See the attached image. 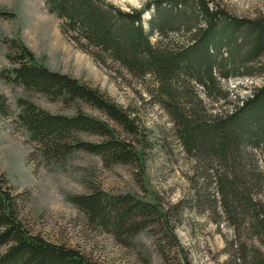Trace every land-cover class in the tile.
<instances>
[{
  "label": "rangeland",
  "instance_id": "rangeland-1",
  "mask_svg": "<svg viewBox=\"0 0 264 264\" xmlns=\"http://www.w3.org/2000/svg\"><path fill=\"white\" fill-rule=\"evenodd\" d=\"M107 1L122 10L142 9L143 29L149 32L150 44L156 49L177 50L189 44V33L184 30L192 20L183 24L167 20L164 32L151 30L153 18L170 12L168 4L160 0ZM207 2L209 8L222 12L218 18L264 16V0ZM187 10L194 22H203L197 6L190 3ZM61 23L48 11L44 0H0V94L5 95L10 108L7 116H0V174L15 191L28 192L26 207L17 208L27 226L100 264H264V238L252 217L264 210V145L241 143L236 146L242 151L241 158L233 162L221 161L211 152H190L180 124L165 107L172 103L181 107L192 101L198 114L204 115L202 106L211 114L228 110L236 103V96L248 95L253 86L264 83V76L216 78L229 93L224 103L215 92L208 95L201 85L175 73L170 83L182 84L183 90L168 98L153 74L134 75L106 53L92 48L105 59L101 64L68 38ZM12 40L23 43L48 69L66 73L104 94L124 111L131 131L85 101L65 104L10 81L16 64L6 54L20 51ZM260 61L264 64V55ZM19 98L29 99L52 113L72 115L79 109L104 120L116 136L133 145L138 156L132 162L113 163L98 154L75 150L64 158L48 161L16 121ZM77 135L90 142L104 139L89 132ZM244 168L251 175L243 176ZM230 169L248 181L250 191L243 194L252 197L256 211L245 197H240V207L235 206L233 211L222 206L218 183L223 172ZM96 190L107 197L131 195L139 202L155 204L160 213L139 217H146L148 224L137 232H127L125 226L138 218L122 220L118 228L99 224L69 199Z\"/></svg>",
  "mask_w": 264,
  "mask_h": 264
},
{
  "label": "trees",
  "instance_id": "trees-1",
  "mask_svg": "<svg viewBox=\"0 0 264 264\" xmlns=\"http://www.w3.org/2000/svg\"><path fill=\"white\" fill-rule=\"evenodd\" d=\"M44 1L48 11L62 21L61 30L80 48L92 53L96 61L104 64L105 59L92 48L106 53L134 75L153 74L168 98L178 96L183 90L182 84L170 83L175 73L184 74L189 81L201 85L208 95L215 92L224 103L229 93L218 85L216 78L264 76V64L260 61L264 55V16L242 19L222 14L218 18L222 12L209 8L207 0H160L168 4L170 12L153 18L151 30L164 32L167 20L179 24L192 20V23L185 27L190 42L183 49L158 50L151 46L149 32L143 29L142 9L122 10L107 0ZM190 3L198 7L203 26L194 22L190 10L186 13ZM217 20L222 23L217 24ZM217 25L220 28L214 31ZM15 43L20 51L6 54L16 64L11 69L10 81L65 104L77 99L85 101L131 131L124 111L104 94L66 73L48 69L37 62L23 43ZM236 98L230 109H219L215 114L207 113L204 106V115L198 114L192 101L180 104L181 107L174 103L165 107L180 124L188 151L211 152L221 161L233 162L241 158L242 151L236 149L241 143L250 147L264 145V83L253 86L248 95ZM17 104L16 121L35 142L36 151L48 161L64 158L75 150L98 154L104 161L113 163L132 162L138 156L133 145L116 136L106 121L79 109L66 115L47 111L26 98H19ZM9 109L5 95L0 94V116H7ZM78 132L97 134L104 139L85 141L78 137ZM249 171L244 168L241 174L251 175ZM223 174L218 183L222 206L233 211L235 206L240 207V197L247 198L253 205L252 197L243 194L250 191L246 187L248 181L232 169ZM27 194V191H15L5 175L0 174V264H100L74 247L52 242L33 232L17 210L18 206L22 210L26 207ZM130 196L107 197L96 190L69 199L92 220L115 228L124 223L122 220L160 213L155 204L139 202ZM252 217L264 238V210H258ZM145 219L126 224V231L143 229L148 224Z\"/></svg>",
  "mask_w": 264,
  "mask_h": 264
}]
</instances>
